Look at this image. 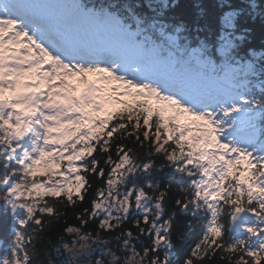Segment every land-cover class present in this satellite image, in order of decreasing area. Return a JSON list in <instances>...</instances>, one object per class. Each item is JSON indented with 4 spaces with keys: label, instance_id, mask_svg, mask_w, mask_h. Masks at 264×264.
Returning a JSON list of instances; mask_svg holds the SVG:
<instances>
[{
    "label": "snow or ice",
    "instance_id": "snow-or-ice-1",
    "mask_svg": "<svg viewBox=\"0 0 264 264\" xmlns=\"http://www.w3.org/2000/svg\"><path fill=\"white\" fill-rule=\"evenodd\" d=\"M0 264H264V0H0Z\"/></svg>",
    "mask_w": 264,
    "mask_h": 264
},
{
    "label": "trees",
    "instance_id": "trees-1",
    "mask_svg": "<svg viewBox=\"0 0 264 264\" xmlns=\"http://www.w3.org/2000/svg\"><path fill=\"white\" fill-rule=\"evenodd\" d=\"M92 2H99V0H92ZM69 220L71 222V218L69 217ZM55 247V241H53L52 243L48 244V248L49 250H52ZM42 259H46V257H43V255L41 256ZM55 258V257H53Z\"/></svg>",
    "mask_w": 264,
    "mask_h": 264
}]
</instances>
